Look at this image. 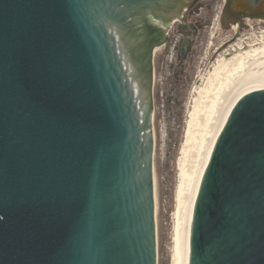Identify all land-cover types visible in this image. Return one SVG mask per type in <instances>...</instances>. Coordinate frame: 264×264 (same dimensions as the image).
Instances as JSON below:
<instances>
[{
	"label": "water",
	"instance_id": "obj_1",
	"mask_svg": "<svg viewBox=\"0 0 264 264\" xmlns=\"http://www.w3.org/2000/svg\"><path fill=\"white\" fill-rule=\"evenodd\" d=\"M185 1L0 0V264H156L138 27ZM175 264H264V46L228 62L205 99Z\"/></svg>",
	"mask_w": 264,
	"mask_h": 264
},
{
	"label": "rangeland",
	"instance_id": "obj_2",
	"mask_svg": "<svg viewBox=\"0 0 264 264\" xmlns=\"http://www.w3.org/2000/svg\"><path fill=\"white\" fill-rule=\"evenodd\" d=\"M224 4V0H200L198 7L201 9L194 19L201 20L214 10V19L211 36L218 31V15ZM210 39L208 47L214 48ZM261 39V38H260ZM248 41V43L253 42ZM202 44L200 51H204ZM206 55H200L196 64L194 76L190 78L188 70L190 63L173 67L170 62L159 63L155 58L154 80H153V137H154V170L157 191V249L156 264H171L175 248V230L179 207L178 191L181 185V158L182 144L185 141L184 129L189 117L193 100L197 97L196 92L205 84V77L211 71V65L207 64ZM220 57V56H219ZM218 57H216L217 59ZM172 60V59H171ZM173 61V60H172ZM190 68V69H189ZM208 72V73H207ZM201 77V78H199ZM203 77V78H202ZM203 82V83H202ZM186 118V119H185ZM180 153V154H179ZM180 164V165H179Z\"/></svg>",
	"mask_w": 264,
	"mask_h": 264
},
{
	"label": "flooded vegetation",
	"instance_id": "obj_3",
	"mask_svg": "<svg viewBox=\"0 0 264 264\" xmlns=\"http://www.w3.org/2000/svg\"><path fill=\"white\" fill-rule=\"evenodd\" d=\"M199 3L200 0H186L171 17H148L140 21L138 41L141 48L152 52L153 80L155 58L163 64L170 62L179 68L178 72L182 71L183 64L189 62L193 68L188 70L190 78L194 76L200 55H206L212 29L210 24L214 19V10L207 13L202 21L194 19L201 9ZM217 24L218 31L211 36L214 40L211 45L215 47H208L207 64L214 62L216 57L231 54L240 43L248 46L247 40L264 37V1L258 8L250 9L243 0H224ZM202 44L205 45L203 52L200 51Z\"/></svg>",
	"mask_w": 264,
	"mask_h": 264
},
{
	"label": "bare ground",
	"instance_id": "obj_4",
	"mask_svg": "<svg viewBox=\"0 0 264 264\" xmlns=\"http://www.w3.org/2000/svg\"><path fill=\"white\" fill-rule=\"evenodd\" d=\"M261 46H264V37L263 36L259 40H253V42L248 43V46L247 45L243 46V44L240 43L239 46H236L234 48L235 51L232 52L231 54L221 55L220 57H218L214 61V64L211 65L212 66V68H210L211 71L209 73L207 72L208 73L207 78L206 77L204 78L205 79L204 86L201 89L199 88L198 91H195L197 97L193 100L191 109L189 111V117H187L188 120L186 122V127L184 129L185 130L184 131L185 141L182 144V146H183L182 149H180L181 150L180 153L182 154V157H180L181 162H182V164H181L182 165L181 166V175H180L181 185L179 187L180 189H179L178 194H177L178 201H179V204H178L179 207H178V210L176 213V217H177V222H176L177 224H176V230H175L176 238H175V248H174L173 261L171 264H175V262H176L177 249H178V233H179V227H180V221H181V215H182L184 189H185V182H186V175H187L191 145L193 142L194 134L196 131V127L198 124V120H199L200 113H201L203 104L205 102V99H206L210 89L212 88V86L214 85L217 78L219 77V75L221 74V72L223 71V69L225 68V66L227 65L228 62H230L235 57H238V56H240V55H242L248 51H251V50H253L257 47H261ZM199 78H201V77H199Z\"/></svg>",
	"mask_w": 264,
	"mask_h": 264
}]
</instances>
